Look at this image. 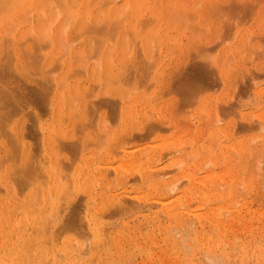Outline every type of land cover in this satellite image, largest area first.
<instances>
[{"label":"bare ground","instance_id":"1","mask_svg":"<svg viewBox=\"0 0 264 264\" xmlns=\"http://www.w3.org/2000/svg\"><path fill=\"white\" fill-rule=\"evenodd\" d=\"M220 1L0 0V264H117L116 260L120 264L119 260L125 259L130 249L132 255L139 256V264H264V243H258L263 236L255 238L250 221L257 217L264 220V212L253 210L252 214L251 210L244 208L248 215L246 220L241 207L233 211L239 204H233L236 197H232L237 184V189L244 186L248 194L259 189L261 179L260 182L255 180L250 167L255 164L254 156L259 154L256 153L255 142L261 140L264 145V134L257 138L253 136L252 140L249 137L235 140L233 134L236 132L231 128L232 137L223 134L224 141L229 137L226 144L223 145V136L216 137L218 143L222 140L220 145L223 146L211 149L209 159H205L207 152L201 147L204 145L199 146L205 151L201 154L197 152L198 162L194 163L199 169L197 173L201 171V165L205 168L213 163L220 171L207 178L214 177V183H222L220 188L227 190L220 193L205 187L207 191H197L196 197V193L192 192L199 183L198 176L194 177L196 171L194 173V168L188 165L191 155L186 158L189 156L186 150L190 147L186 145L191 142L184 141V133L171 132L172 135L156 136L151 141L150 138L144 139L149 142L143 144L136 140L140 144L132 142L133 145L128 146L132 144L129 140L145 137L159 128L161 133V127L166 129L168 124L173 125L169 127L174 130L180 128V125L174 126L175 119L171 120V114H167L170 109L168 101L166 103L164 98L163 101L159 89L161 91L166 74L179 67L181 62L178 59L185 53L189 54L187 60L183 59L189 63L192 53L199 51L194 48L195 45L193 52L192 49L187 51L192 44L218 31L217 21L212 20L215 16L209 19L208 12L217 9ZM257 6L253 7L257 17L250 26L229 20L231 23L226 27L228 34L226 31L224 35L225 38L228 36L227 39L222 41L225 38L219 37V41H214L218 44H213L218 46L211 49L213 45L211 48L207 45L202 51L203 60L201 62L200 59L199 64L208 70L209 73L205 71V74L210 76V84L225 91H220L223 94L218 99L227 96L232 72L241 71L243 66H255L253 70L248 68V74V71L257 69V64L264 65V8ZM196 56L193 60L197 59ZM199 64L196 68L200 67ZM183 70L181 76L185 72ZM261 73L264 74V71ZM236 75L234 73L233 76ZM208 78H205V85ZM254 81L251 82L254 84ZM164 85L161 87L167 86ZM246 85L250 87V84ZM203 88L200 90L204 91ZM246 90L241 92L242 96L239 95L240 100L231 96L233 102L236 100L235 106L232 104L234 108L237 106L238 113L240 109L243 111L240 115L237 113V123L245 125L252 119L260 134L264 132V112H256L264 106V89L256 94V90L252 94L250 92L252 97L245 95ZM200 97L196 108L193 107L198 124L209 121L211 102L215 100L213 97ZM224 97L220 100L224 101ZM24 102L33 107L25 111L24 108L28 107L22 108ZM215 103L213 106L217 109L224 104L218 105L216 100ZM182 104L181 107L186 105ZM229 106L226 108L229 109ZM104 107H110L112 112L106 115ZM98 108H101L100 111L106 109L105 114L104 110L100 114ZM215 120L220 122L215 118L213 123ZM145 129L146 134L139 133ZM194 129L197 137L200 128ZM225 130L227 132H222L228 133V128ZM192 131L189 128L184 132ZM136 132L139 134L136 135ZM30 139L33 141L30 142ZM179 146H183L181 148L185 153L176 155L181 149ZM100 150L105 154L99 160ZM234 165L238 169L247 167L244 177H230ZM207 171H204L205 175ZM171 175L173 178L169 181L164 179ZM132 181L136 182V186L127 188ZM114 183L118 191L112 187ZM206 183L208 181H200V185L207 186ZM184 184L188 188H183L185 190L181 192ZM180 188V193H177ZM159 191L165 192V198L159 196L160 210L157 208L158 211L151 216L149 213L143 215L144 209L150 208L148 201ZM222 199L225 205H212L213 201ZM241 205L244 207L246 204ZM228 214L232 216L228 217ZM131 215H135L133 219L126 218ZM186 216L197 221L194 230L191 229L192 223L189 225L193 221ZM114 217H123V220L118 225L112 221ZM136 218L139 219L135 222ZM207 220L212 223L208 224L210 229L215 228L218 233L215 237L210 234L215 231L208 230V222L205 225L208 231H204L203 224ZM187 225L190 226L187 229H191V233L188 232L192 234L193 231L194 236L187 235L181 239L186 231L183 232V227ZM160 229L162 234L163 231L168 233L166 237L161 235L162 241L155 238ZM67 230L73 235H59V232ZM185 233L188 234L187 231ZM189 238L190 243L187 241ZM231 238L237 241L233 242ZM185 241L189 245L186 242L185 246ZM125 245L133 248L126 249ZM111 250L117 253V257L103 255ZM201 251L204 259L201 255L197 257Z\"/></svg>","mask_w":264,"mask_h":264},{"label":"rangeland","instance_id":"2","mask_svg":"<svg viewBox=\"0 0 264 264\" xmlns=\"http://www.w3.org/2000/svg\"><path fill=\"white\" fill-rule=\"evenodd\" d=\"M222 3V4H221ZM251 3V4H250ZM256 3V4H255ZM218 4H219V2H218ZM218 4H217V9H215V10H211V12H208V18L209 19H212V18H214L213 16H215V18L214 19H212L213 21L215 20V22L217 23L216 25H217V28H218V31H215L210 37H208V38H206V39H208V40H206V39H204L203 41L201 40V41H198V42H196V43H194V44H192L191 45V47L190 48H188V50L187 51H189V49L191 50L192 48H193V46H194V48L197 50V49H199V51L197 52L196 50V52L195 53H192L193 52V49H192V60L188 63V62H186V61H183V59L185 60L186 58H188V56H189V54H187L186 55V53H185V55H183L182 57H181V59L179 60L178 59V62H181L182 63V61L184 62V65H185V63H187V68H186V70H185V68H184V65L182 66V64L180 63H178V66L179 67H177L176 69H174V70H172V71H170L168 74H166L167 76H165V78H164V80H163V84H165L164 86H166V87H161L160 86V88H161V91H160V89H159V95H163L162 96V99L164 98L165 100H166V103H167V101H168V108H170L169 109V111H168V115L169 114H171V115H169L170 116V119L171 118H173V120H174V124H176V125H174V126H178V125H180V128L178 127V129H173V128H170L169 126H173V125H170V124H168L169 126H167L166 127V129H163V127H161L162 129H161V133H160V128H159V130H157V131H155V133H150V134H147V136H145V137H147V138H145L144 137V135L142 136V137H140V138H142V140L138 137V139H136V138H134V141H133V139H131L132 141H130L129 140V142H134V143H136V144H138L140 141H142L141 142V144H143V143H147V142H149V141H151L152 139H154L156 136H169V135H172V134H176L177 132L178 133H184L185 134V138H184V141H189L190 140V142H191V144H189V145H186V146H190V147H188V150H186V151H188V154H189V156L188 157H186V158H190V155H191V158L193 157V161L191 160V158L189 159V162L190 163H193V165L192 164H190L189 162H188V159H187V162L189 163L188 165L191 167V168H194V173H195V171H196V173H197V167H195V165L197 164V160H198V155L199 154H201L202 152H204L205 150V152H207V156H206V158L205 159H209L211 156H209L210 154H208V153H210V150L211 149H220L224 144H226L227 142H229L228 141V138L229 137H232V135H231V132H232V129L236 132V134H233V135H235V140H241V139H249V138H251V140H252V138H257V136H259L260 137V135L262 136L263 134H264V132H262V133H258L257 132V126L256 125H253L255 122H251L252 121V119H251V121H249L248 122V124L245 122V125H244V123H241V122H238L237 123V118H239V115L241 114L240 112H243L242 111V109H240V112L238 113V111H237V109H236V107L234 108V106H235V103H236V100H235V102H233L234 101V99H233V97L235 96V99H236V96H237V98L240 100V96L239 95H241L242 96V94H241V92L243 91V90H245V89H247V90H249V92L246 90V96L248 97V96H251L252 97V95H250V92H251V94L255 91V93L254 94H256V92H258V90L259 91H261L262 90V88L264 89V74L263 73H261V72H263L264 70V65L262 66L261 64H257L258 65V67H257V69H258V71H257V69L256 70H254V71H251L250 73H249V71H248V74H246L247 73V70H248V68H251L252 70L253 69H255L254 67H252L251 65H248V66H245L246 68H244V66H243V68L245 69V70H243V68L241 69V71L240 70H237V71H240V72H237V71H234V72H232V74H231V76H230V81H232L231 83H230V85L228 86V88H227V96H223L224 98H225V100L224 99H222V100H224V101H221L220 99L221 98H223L222 96H221V98H217V97H219L221 94H223L222 92H225L223 89H222V87L220 88L219 86H218V88H214L212 85L213 84H210L211 82L209 81L210 79V76H208V74H205V71H206V73H209L208 72V70H205V67L204 66H202V65H200L201 64V62H202V60H203V56L201 57V55H202V51L206 48V46L207 47H212V45L213 44H215V43H217L218 44V42H215L214 43V41H216L217 39V41H219V37H221V39H222V37H223V39L225 38V32L227 31V28L226 27H228L229 26V24L232 22V23H235V24H240V23H242V25H245L246 27H248V26H250L253 22H254V20L256 19V17L257 16H255V12L254 11H256L253 7L254 6H257V8L258 7H263L264 8V0H221L220 1V4H219V6H218ZM222 5V6H221ZM237 5V6H236ZM226 6V7H225ZM234 6H236V7H234ZM221 7V8H220ZM225 7V8H224ZM230 10H228V9ZM240 8V9H239ZM245 8V9H244ZM234 9V10H233ZM219 10V11H218ZM229 11V12H228ZM242 13H241V12ZM213 12V13H212ZM252 12H254V13H252ZM212 13V15L210 16V14ZM215 13V14H214ZM236 13V14H235ZM230 14V15H229ZM217 15V16H216ZM253 16V17H252ZM255 16V17H254ZM225 17V18H224ZM245 17V18H244ZM252 17V18H251ZM228 18H230V19H228ZM243 18V19H242ZM229 20L231 21V22H229ZM235 20V21H234ZM234 21V22H233ZM238 22V23H237ZM251 22V23H250ZM250 23V24H249ZM224 27V28H223ZM223 30V31H222ZM225 30V31H224ZM227 34H228V31L226 32ZM217 34V35H216ZM222 34V35H221ZM219 35V36H218ZM217 36V37H216ZM227 37L228 36H226V38L224 39V40H222V41H225L226 39H227ZM215 40H214V39ZM200 39H203V38H200ZM210 40V41H209ZM212 40V41H211ZM210 42V43H209ZM207 43V44H206ZM209 43V44H208ZM212 43V44H211ZM197 44H199L200 45V47L197 45ZM204 44V45H203ZM203 45V46H202ZM210 45V46H209ZM197 46V47H196ZM216 46H218V45H216ZM215 45H213V47L211 48V49H213L214 47H216ZM199 47V48H198ZM205 47V48H204ZM202 48V49H201ZM216 49V48H215ZM201 50V51H200ZM190 53V52H189ZM190 53V54H191ZM196 54H197V56H196ZM196 56L197 57V59L195 60H193V58ZM190 59H191V57H190ZM189 59V60H190ZM200 59H201V62H200ZM187 60V59H186ZM188 60V61H189ZM198 60V61H197ZM197 62V63H195V62ZM191 62H192V64H191ZM257 62V61H256ZM194 63V64H193ZM200 63V64H199ZM259 63V62H258ZM189 64H191V65H189ZM197 64V65H196ZM198 64H199V66L200 67H198V68H196L197 66H198ZM181 65V66H180ZM192 65H194V66H192ZM185 66V67H186ZM251 66V67H250ZM182 68V69H180L179 70V68ZM190 67V68H189ZM195 67V68H194ZM183 68H184V70H185V72H183L184 74L181 76L180 75V72H182L181 70H183ZM202 68V69H201ZM204 68V69H203ZM260 68H262L261 69V71H260ZM193 69H194V71H193ZM198 69V71H195V70H197ZM251 69H249V70H251ZM183 70V71H184ZM173 71H177V72H173ZM202 73H201V72ZM203 71H204V74H203ZM192 72H194V73H192ZM239 73V74H237V73ZM242 72H244V73H242ZM174 73V74H173ZM175 73H176V79H174L173 77L175 76ZM187 73H189L188 75H187ZM234 73H235V75L236 76H233L234 75ZM253 73V74H252ZM256 73H259V74H257L256 75ZM179 74V75H178ZM182 74V73H181ZM196 76H194V75ZM200 74H202V75H200ZM169 75V76H168ZM174 75V76H173ZM177 75H178V77H177ZM189 75H192V77L191 76H189ZM198 75V76H197ZM245 75V77H243ZM251 75H252V77H251ZM262 75H263V79H262ZM180 76V77H179ZM205 76V77H204ZM233 76V77H232ZM248 76H250V78L248 77ZM254 76V77H253ZM255 76H261L260 78H256ZM169 77V78H168ZM187 79H186V78ZM191 77V78H190ZM208 78V83H207V85H205V83L207 82V79H205V78ZM248 77V78H247ZM183 78H185L186 79V81H185V79H183ZM193 78V79H192ZM194 78L195 79H197V80H194ZM203 78V79H202ZM232 78H234L233 80H232ZM253 78V79H252ZM169 79V80H168ZM192 81H191V80ZM201 79V80H200ZM170 80H171V84H173V85H175V87L173 86V85H171L170 84ZM187 80H189V82L187 81ZM198 80H199V82L200 83H198ZM235 80H237V81H235ZM244 80V81H243ZM255 80V81H254ZM258 80V82L256 83V81ZM166 81V82H165ZM175 81V83H173ZM196 81H197V83H196ZM205 81V82H204ZM246 81H248L247 83H246ZM251 81H254V84H253V82H251ZM263 81V82H262ZM236 82V83H235ZM166 83H168V84H170L171 85V87H170V85H168V84H166ZM178 83V84H177ZM186 85H185V84ZM189 85H188V84ZM196 84V86H195V84ZM238 83V84H237ZM245 83V84H244ZM259 83V84H258ZM184 86H183V85ZM192 84H194V85H192ZM198 84V85H197ZM210 84V85H209ZM240 84V85H239ZM246 84H250V87L248 86V85H246ZM256 84H258L257 86H256ZM181 86V87H179V86ZM192 85V86H191ZM207 87H205V86ZM208 85H209V87H208ZM235 85V86H234ZM244 86L245 87V89H244V87H242L243 88V90H242V88L240 87V86ZM246 85V86H245ZM254 86V90H252L251 89V87L252 86ZM169 86V88L167 89V87ZM173 86V87H172ZM203 86H204V88H203ZM178 87V89H176ZM196 87V88H195ZM199 87V88H198ZM235 87V88H234ZM237 87V88H236ZM167 89V91H166V89ZM172 88V90L170 91V89ZM182 88V89H181ZM203 88V90L205 91V93H204V91H202V90H200V89H202ZM208 89V91H206V89ZM213 88V89H212ZM181 89V90H180ZM199 89V90H198ZM209 89H212V90H210L209 91ZM215 89V90H214ZM218 89V90H217ZM235 89L237 90V95H235ZM239 89V90H238ZM163 90V91H162ZM165 90V91H164ZM173 90H174V92H173ZM234 90V91H233ZM242 90V91H241ZM200 91V92H199ZM213 91H214V93H213ZM220 91H222V92H220ZM162 92V93H161ZM172 92H173V96L171 95L172 94ZM199 92V93H198ZM229 92H230V95H229ZM167 93H169L168 95H167ZM197 93V94H196ZM233 93H234V95H233ZM243 93V92H242ZM193 94V95H192ZM249 94V95H248ZM165 95H167V96H165ZM175 95V96H174ZM203 96V98H205V97H207V98H209V97H213L212 99H215L216 101H217V103H218V105H221L222 104V102L225 104H223V106L226 108V107H228L230 104V106H229V109L228 108H223V106L221 105V108H220V106H218V109H217V107H215V105H216V103H215V100L213 101L212 100V102H211V106H210V111L212 112H210V116H209V121H207V122H204V123H206V125L207 124H209V122L210 123H213V121L212 120H214L215 118L216 119H220V122L218 121V122H216V120H215V122L213 123L214 125H209V126H206L205 127V125H204V123H200V124H198V121H197V119L195 118V116L196 115H194V113H195V109H193V107L194 108H196L195 107V105H197V102H198V100H199V98H201L200 96ZM208 95H210V96H208ZM215 95V96H214ZM187 96V97H186ZM199 96V97H198ZM231 96H233V97H231ZM101 96H99V98H100ZM166 97V98H165ZM215 97V98H214ZM230 97V98H229ZM243 98H245V96L243 97ZM262 98V97H261ZM114 99V98H113ZM163 99V101H165ZM110 101L112 100V99H109ZM229 100V103H225V102H227V101ZM230 100H232V102H230ZM262 100L264 101V99L262 98ZM112 101H114V100H112ZM170 101V102H169ZM219 101V102H218ZM221 101V102H220ZM241 101H242V98H241ZM182 102H183V104H186V105H183L182 104ZM192 104V106H190L191 104ZM240 102V101H239ZM170 103V104H169ZM215 103V105L213 106V104ZM20 104H22L21 102H20ZM24 105H22L23 107L22 108H24L25 106H27L28 107V109L25 107L24 109H25V111H29L30 110V106H31V108L33 107L31 104H30V106L29 105H27V104H25V102L23 103ZM29 104V103H28ZM172 104V105H171ZM174 104V105H173ZM181 104L184 106H182L181 107ZM226 104H227V106H226ZM234 106H233V105ZM237 105V104H236ZM177 106V107H176ZM217 106V105H216ZM230 107H232V109L234 108L235 110H233L232 111V109L230 108ZM238 107L239 108H241V105L239 106V103H238ZM103 108V107H102ZM104 108H106L107 109V112H106V115H107V113H110V112H112V110H110V107H104ZM109 108V109H108ZM182 109V111H181V109ZM217 110H216V109ZM238 108V109H239ZM105 109V110H106ZM189 109H191V110H189ZM212 109H215L216 111H217V113H218V115L220 116V117H216V116H218L217 115V113L215 112V116H213V114H214V111L215 110H212ZM264 106H263V108L261 109V110H259V112L257 111L256 112V114H259L260 112H264ZM101 110V108H98V112L100 113H102L103 112V110L102 111H100ZM105 110H104V114H105ZM108 110H109V112H108ZM178 110V111H177ZM192 110L194 111V112H192ZM219 110V111H218ZM172 113H171V112ZM227 112V113H225V112ZM231 113H230V112ZM236 111V112H235ZM248 111H250V110H248ZM183 112V113H182ZM185 112H186V114H185ZM188 112V113H187ZM192 112V113H191ZM234 112V113H233ZM100 113V114H101ZM225 113V114H224ZM229 113V114H228ZM233 113V114H232ZM239 115H238V114ZM176 114V115H175ZM179 114V115H178ZM228 116H227V115ZM109 115V117H111L110 115H112V113L111 114H108ZM175 115V116H174ZM230 115H231V117H230ZM238 115V116H237ZM191 116H192V118H191ZM212 116H213V119H211L212 118ZM184 117V118H183ZM187 117V119H186V121L184 120L185 118ZM188 117H190V119L188 118ZM224 119H223V118ZM236 118V120L234 119V118ZM178 118V119H177ZM183 118V119H182ZM233 118V119H232ZM154 119H156V118H154ZM232 119V120H231ZM172 120V119H171ZM179 120V121H178ZM226 120V121H225ZM234 120V121H233ZM176 121H177V123H176ZM181 121H184V122H182L181 123ZM212 121V122H211ZM225 121V122H224ZM233 121V122H232ZM238 121H241V120H239L238 119ZM150 123H152V120H150L149 121ZM187 122V125H185V123ZM188 122H189V124H188ZM193 122V123H192ZM229 122H230V124L231 125H229ZM235 122V123H234ZM243 122V121H242ZM251 122V123H250ZM161 123V122H160ZM237 123V124H236ZM156 124V123H155ZM183 124V125H182ZM191 124V125H190ZM192 124H193V126H192ZM198 126H197V125ZM234 124H236V126L234 125ZM248 126H247V125ZM197 127H199L200 128V133L198 134V136L196 137L195 136V129L194 128H197ZM202 125V126H201ZM238 125H241L240 127H237ZM251 125V126H250ZM163 126V125H162ZM190 126V127H189ZM204 126V127H203ZM233 126H235V128L233 127ZM244 126V127H243ZM247 126V127H246ZM256 126V127H255ZM194 127V128H193ZM210 127V128H209ZM220 127V128H219ZM241 127H243V128H241ZM250 127V128H249ZM164 128H165V126H164ZM168 128V129H167ZM189 128L191 129H193V131L192 132H184L185 131V129H188L189 130ZM214 128V129H213ZM223 128V129H222ZM228 128V133H223L222 131H225V132H227V130H225V129H227ZM232 128V129H231ZM236 128H239L237 131H238V133H237V131H236ZM148 129V128H147ZM204 129V130H203ZM206 129V130H205ZM211 129V130H210ZM213 129V130H212ZM216 129V130H215ZM241 129H242V131H241ZM245 129V130H244ZM254 129V130H253ZM156 130V129H155ZM181 130V131H180ZM202 130H203V132H202ZM231 130V131H230ZM248 130V131H247ZM250 130V131H249ZM145 131H146V129L145 130H143L142 132H139V133H143V134H146L145 133ZM168 131V132H167ZM180 131V132H179ZM191 131V130H190ZM210 131V132H209ZM239 131H241V132H239ZM138 132H136V135L137 134H139ZM165 132V133H164ZM171 132H172V134H171ZM174 132V133H173ZM216 132H218L216 135H214ZM221 132V133H220ZM187 133V134H186ZM193 133V134H192ZM209 133V134H208ZM256 133H257V135H256ZM162 134V135H161ZM205 134L207 135L206 137H204L205 136ZM220 134H222V135H220ZM223 134L224 135H228L229 137H226V141H224L225 140V137L223 136ZM195 136V137H194ZM214 136H215V141L216 142H214ZM217 136H219L220 138L222 137V138H224V139H222L223 140V142H222V140L218 143V141H217V139H216V137ZM254 136V137H253ZM154 137V138H153ZM192 137H194V138H192ZM218 137V138H219ZM245 137V138H244ZM249 137V138H248ZM122 138V137H121ZM149 138H150V140H149ZM195 138H197V139H195ZM199 138V139H198ZM149 140V141H145V140ZM193 139V140H192ZM126 140V139H125ZM124 140V141H125ZM136 140H138V141H136ZM218 140H220V139H218ZM30 142H32L33 140H29ZM197 141V142H196ZM130 143V144H131ZM200 143V144H199ZM202 143V144H201ZM216 144V145H213V144ZM223 143V145H220V144H222ZM255 143H257L256 144V153L258 154V156L257 155H255L254 156V158H253V163H255L254 164V166H253V164L251 165L252 167H250L251 169H250V172L252 171L253 173L252 174H254V177H255V180L257 179V180H259V182H260V179H261V182L262 183H260V187H259V189H255V190H257V191H252L250 194H248V191H246V188L244 187V186H241V183H240V186H241V188L240 189H237L238 188V186H239V184H237L236 185V187H235V189H234V195H232V197H233V199H235V197H236V199H235V201H233V204H235L236 205V203L237 204H239V205H236L235 206V209L233 210V211H237L240 207V209H241V211H242V213H243V211H244V219L245 218H247V216H246V214H245V212L247 211H245V209H248L250 212H252V214L254 213L253 212V210L254 211H258V210H260L261 212H264V170H263V166H264V145H263V143L261 142V140H258V141H256ZM140 144V143H139ZM199 144V145H198ZM133 145V143L131 144V145H128V146H132ZM193 145H196L197 147L196 148H194L195 146H193ZM201 145H204V146H201ZM209 145V146H208ZM219 145L221 146V147H219ZM262 145H263V147H262ZM199 146H201V147H204V149L202 150V148H201V150H200V147ZM213 146V147H212ZM214 146H215V148H214ZM217 146V147H216ZM258 146V147H257ZM180 148L181 147H183V146H179ZM177 148V149H180V148ZM199 147V148H198ZM261 148V149H260ZM263 148V149H262ZM194 149H196L195 151H194ZM181 150V151H180ZM179 151H180V153H179V151H177L176 152V155H181V152H184L185 153V150H184V148L182 149H180ZM183 150V151H182ZM190 150V151H189ZM208 150H209V152H208ZM260 150V151H259ZM95 151V150H94ZM101 151V150H100ZM96 152H97V150H96ZM99 152V151H98ZM191 152V153H190ZM192 152H194V153H192ZM199 154H198V153ZM261 152V153H260ZM262 152H263V154H262ZM71 153V152H70ZM197 153V154H196ZM104 152L103 151H101L100 153H99V155H98V157H97V159H101L103 156H104ZM163 154H165V153H163ZM162 154V155H163ZM261 154L263 155V156H261ZM103 155V156H102ZM193 155V156H192ZM164 156V155H163ZM194 156H195V160H194ZM197 157V158H196ZM197 159V160H196ZM197 161V162H196ZM259 161V162H258ZM194 163H196V164H194ZM210 164H212V165H208V166H206L205 168H203L202 167V165H201V171L199 172V173H195V174H193L194 175V177L196 176H198V184H196L197 186L196 187H194V188H196L195 189V191H193L192 193H196L194 196L196 197V195H198L197 193H199V192H197V191H199V190H201V189H204V190H206L207 191V189H205V187H208L209 189H212V190H216V191H218V192H224V191H226L227 190V188H223V189H221L220 187H223V186H221V184L222 183H220V182H218V183H214V182H216V180H215V178L214 177H212V179L211 178H207L208 177V175H214L213 173H217V172H219L220 171V169L218 168V170H217V166H213L214 164L213 163H210ZM209 166H213L214 168H211V167H209ZM208 168V171L206 170ZM238 169V167H235V165H234V167L232 166V168H231V170H230V177H235V176H241V177H244V175L246 174V172L248 171V170H246L245 168H247V167H242V169ZM252 168H253V170H252ZM203 169V170H202ZM205 169V170H204ZM209 169H210V171H209ZM244 169H245V172H244ZM199 170V169H198ZM217 170V171H216ZM235 170H237V172L235 171ZM204 171L206 172L207 171V174L205 175L204 174ZM234 171H235V173H234ZM239 171V172H238ZM208 172H210V174L208 173ZM239 173H240V175H239ZM244 173V174H243ZM201 174H204V175H202V176H200ZM255 174L257 175V176H255ZM261 174V175H260ZM235 175V176H234ZM258 175H259V177H258ZM173 175H171V176H169V177H164V179L167 181H169L171 178H173L172 177ZM260 176H262L261 178H260ZM230 177H229V179H230ZM256 177H258V178H256ZM202 179H203V181H202ZM207 179V180H206ZM233 178H231L230 180H232ZM164 180V181H165ZM200 181L201 182H207L208 181V183H206L207 184V186L205 185V184H201L200 185ZM210 182V183H209ZM216 184H217V186H216ZM113 185V184H112ZM133 185L134 186H136V182L135 183H133V181L132 182H130L129 184H128V186H127V188H130V187H133ZM138 185V184H137ZM209 185V186H208ZM263 185V186H262ZM116 187V185H115V183H114V185L112 186V187ZM200 186V187H199ZM202 186H203V188H202ZM215 186V187H214ZM262 186V187H261ZM114 187V188H115ZM217 187V188H216ZM113 188V189H114ZM181 188L183 189V188H188L187 187V184H184L183 186H181ZM181 188L179 189V191H177V193H180V190H181ZM198 188V189H197ZM245 188V189H244ZM117 188H115V191H118V189L116 190ZM185 189H183V190H181V192H183ZM220 190V191H219ZM235 191H236V193H235ZM237 191H239L238 193H237ZM242 191V192H241ZM163 191H159V192H156L155 194H154V196L151 198V200L150 201H148V203L147 204H149L148 206H150V208L147 206V204H145V206H147L148 208H145L144 209V211L142 212L143 213V215H148V213L150 214V216L152 215V214H154V212L155 211H158V209H159V207H160V204H159V202H160V198H159V196L161 197V196H164V194H165V192H164V194L162 193ZM176 193V192H175ZM243 193V194H242ZM256 193V194H255ZM163 194V195H162ZM236 195V196H235ZM157 196V198L155 199V197ZM167 196V195H166ZM163 198H165V196L163 197ZM239 198V199H238ZM242 198H243V200H244V202H243V200H242ZM245 198V199H244ZM159 199V200H158ZM193 199V198H192ZM195 199V198H194ZM193 199V200H194ZM157 200V201H156ZM245 200H246V202H245ZM152 201H154V202H152ZM156 201V202H155ZM151 202H152V205H151ZM219 202V203H218ZM236 202V203H235ZM242 202V203H241ZM213 203L214 204H212L214 207H216V206H223V205H225L226 203H225V201L222 199L221 201L220 200H218L217 202H214L213 201ZM225 203V204H224ZM246 204V205H244V207H243V205H241V204ZM248 203V204H247ZM156 204V205H155ZM158 204V205H157ZM216 205V206H215ZM144 206V207H145ZM234 206V205H233ZM248 206V208H246V207ZM251 206V207H250ZM236 207L238 208V209H236ZM243 207V208H242ZM158 208V209H157ZM245 208V209H244ZM239 209V210H240ZM244 209V210H243ZM160 210V209H159ZM231 210V209H230ZM114 211V210H113ZM138 213H141V212H138ZM147 213V214H146ZM247 213V212H246ZM110 215H111V212L109 213ZM137 215V214H136ZM135 216V215H131V216H127L126 218H129V219H133V217ZM149 216V217H150ZM229 216H232V215H230V214H228V217ZM131 217V218H130ZM187 217V216H186ZM111 218H112V216H111ZM190 221L192 220L193 222H189V225L192 223V227H191V229L192 230H194L193 228H196L195 226L197 225L196 224V222L197 221H195V220H193V219H190V218H192V217H187ZM116 219V221H114ZM139 218H136V219H134V221L136 222V220H138ZM188 219H186L185 220V225H186V221H188ZM255 218H253V219H251L250 221H252L251 222V227H252V230H253V234H254V236H255V238H258V239H260L261 238V236H263L261 239H260V241L258 242L259 244H261V243H264V220H263V218L261 217V219H260V217H257L255 220H254ZM114 220H112L113 222H115L116 224H120L121 223V220H123V217H121L120 219H118V218H115L114 217ZM120 220V221H119ZM246 220H248V218L246 219ZM208 222V223H207ZM131 222H129V224H130ZM188 223V222H187ZM206 223H207V227H209V229L208 230H214L215 232H213L212 233V231H211V233L210 232H208V233H210L212 236H216V235H218V233H216L217 231L215 230V228H213L214 226H212V228L213 229H210V225H212V223H211V221H209V220H207L206 222H204V224H203V228L205 229L206 228ZM211 223V224H210ZM208 224H210V225H208ZM189 225H187V226H189ZM143 226V225H142ZM141 226V227H142ZM187 226H185V227H183L184 229H183V232H184V230H186L187 231V233L188 234H186L185 232L180 236V238L181 239H183V238H185L187 235H188V237H193L194 235H193V231H192V234H190L191 232V229H190V231L187 229V228H190V226L189 227H187ZM166 228V227H165ZM174 228V227H173ZM172 228V229H173ZM141 229H143L144 230V228L142 227ZM161 229H163V230H166V229H164V227H162ZM159 230L158 231V233L156 232V236H155V238H157L159 241H162L163 240V237H161V235L162 236H164V237H166V235L168 234L167 232L166 233H164V231H163V234L161 233L162 232V230ZM207 229H205L204 231H208ZM257 229V230H256ZM143 230H142V232H143ZM256 231V233H255V231ZM145 231V230H144ZM161 231V232H160ZM190 233H189V232ZM65 232V233H64ZM62 231V232H59V235L60 236H63V235H67V233H68V235H71L72 233L71 232H68V230L67 231ZM74 232V231H73ZM63 234V235H62ZM185 234V235H184ZM260 234V235H259ZM65 235V236H66ZM73 235V234H72ZM190 235V236H189ZM236 234H234V235H232V236H235ZM139 236V235H138ZM137 236V237H138ZM214 236V237H215ZM258 236V237H257ZM260 236V237H259ZM191 237V238H192ZM237 237H238V233H237ZM162 238V239H161ZM178 239H179V237H177ZM191 238H189V239H187V241L189 240L190 241V239ZM156 239V240H157ZM263 239V240H262ZM231 240L234 242L235 240H233L232 238H231ZM187 241H185V243L187 242ZM188 241V242H189ZM237 241V240H236ZM235 241V242H236ZM258 241V240H257ZM187 242V243H188ZM187 243L185 244V246H187ZM190 243V242H189ZM189 243H188V245H189ZM123 244H124V241H123ZM184 244V243H183ZM192 244L193 243H191L190 245L192 246ZM235 246H236V244H234ZM127 248L126 249H130V247H131V245H130V247L128 246V245H125ZM123 247H124V245H123ZM224 248L223 249H225L226 250V247L225 246H223ZM131 248H133V247H131ZM106 250H110V249H106ZM130 250H131V253H130ZM128 252L130 253H128L127 254V257H125V259H123V260H119V263L121 264H139V262H140V258H139V256H137L135 253H134V255H132V253H133V251H132V249H130ZM188 252H190V251H186L185 253H188ZM202 252L203 251H201V253L200 254H198V258H199V256L202 254ZM111 253H113V254H111ZM107 254V255H106ZM103 255L104 256H112V257H117L116 255H117V253H115V252H113L112 250H111V252H109L108 251V253H103ZM189 256H191V254L189 255ZM134 257V258H133ZM202 259H204L203 258V256L201 255L200 256ZM134 261H133V260ZM201 259V260H202ZM125 260V261H124ZM117 261V264H118V260H116ZM122 261V262H121ZM124 262V263H123ZM115 263V262H114ZM233 263V262H232ZM231 262H230V264H232Z\"/></svg>","mask_w":264,"mask_h":264}]
</instances>
